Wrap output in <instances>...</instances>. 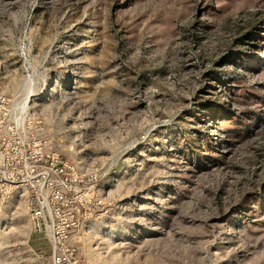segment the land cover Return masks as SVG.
Returning a JSON list of instances; mask_svg holds the SVG:
<instances>
[{"label": "rangeland", "instance_id": "obj_1", "mask_svg": "<svg viewBox=\"0 0 264 264\" xmlns=\"http://www.w3.org/2000/svg\"><path fill=\"white\" fill-rule=\"evenodd\" d=\"M102 173L79 264H264V0H0V93ZM27 203L0 264H52Z\"/></svg>", "mask_w": 264, "mask_h": 264}, {"label": "built area", "instance_id": "obj_2", "mask_svg": "<svg viewBox=\"0 0 264 264\" xmlns=\"http://www.w3.org/2000/svg\"><path fill=\"white\" fill-rule=\"evenodd\" d=\"M43 118L0 93V212L12 195L27 203L35 232L53 247L52 264H79L73 231L105 214L102 173L83 169L52 150Z\"/></svg>", "mask_w": 264, "mask_h": 264}, {"label": "bare ground", "instance_id": "obj_3", "mask_svg": "<svg viewBox=\"0 0 264 264\" xmlns=\"http://www.w3.org/2000/svg\"><path fill=\"white\" fill-rule=\"evenodd\" d=\"M32 92L33 90H31V94L25 99L23 105H22V110L23 112L26 111L28 108H31L30 107V102H31V96H32Z\"/></svg>", "mask_w": 264, "mask_h": 264}]
</instances>
